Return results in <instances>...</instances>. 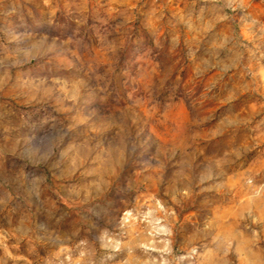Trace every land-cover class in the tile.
<instances>
[{
	"label": "rangeland",
	"instance_id": "1",
	"mask_svg": "<svg viewBox=\"0 0 264 264\" xmlns=\"http://www.w3.org/2000/svg\"><path fill=\"white\" fill-rule=\"evenodd\" d=\"M0 264H264V0H0Z\"/></svg>",
	"mask_w": 264,
	"mask_h": 264
}]
</instances>
